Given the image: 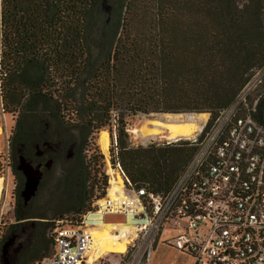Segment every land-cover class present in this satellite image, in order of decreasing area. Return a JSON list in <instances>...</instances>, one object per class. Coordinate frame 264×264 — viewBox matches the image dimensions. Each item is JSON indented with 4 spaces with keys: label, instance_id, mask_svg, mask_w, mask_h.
Wrapping results in <instances>:
<instances>
[{
    "label": "trees",
    "instance_id": "trees-1",
    "mask_svg": "<svg viewBox=\"0 0 264 264\" xmlns=\"http://www.w3.org/2000/svg\"><path fill=\"white\" fill-rule=\"evenodd\" d=\"M118 1L110 20L100 22L98 0H0V109L15 114L10 155L41 139L76 150L36 207L24 211L36 219L35 235L20 247L17 264L49 256L54 221L77 224L104 195L107 177L92 174L88 156L102 128L113 134L111 167L119 164L137 187L166 192L194 148L134 146L129 120L139 113H210L211 121L264 60V0H155L141 25L136 1ZM255 118L264 125V96Z\"/></svg>",
    "mask_w": 264,
    "mask_h": 264
},
{
    "label": "built area",
    "instance_id": "built-area-1",
    "mask_svg": "<svg viewBox=\"0 0 264 264\" xmlns=\"http://www.w3.org/2000/svg\"><path fill=\"white\" fill-rule=\"evenodd\" d=\"M263 81L264 63L250 70L213 120L208 113L202 129L187 140L194 151L166 192L131 184L115 164L119 190L109 195L106 173L104 195L93 198L77 224L54 221L50 255L30 264H154L160 247L173 249L181 264H264V125L255 118L259 98L247 106ZM6 152L8 162V142ZM90 215L130 221L122 253L90 260L95 227ZM5 226L0 217V264Z\"/></svg>",
    "mask_w": 264,
    "mask_h": 264
},
{
    "label": "rangeland",
    "instance_id": "rangeland-1",
    "mask_svg": "<svg viewBox=\"0 0 264 264\" xmlns=\"http://www.w3.org/2000/svg\"><path fill=\"white\" fill-rule=\"evenodd\" d=\"M135 10H134V20L136 23H139L141 25L146 16L150 15L152 11H154V3L155 0H135ZM119 5L118 0H98L97 2V11L96 16L99 18L100 22H108L110 20V17L112 16V11L116 10ZM96 17V20L98 19ZM99 25V22L97 23ZM94 29L96 30V26H94ZM264 63V60L253 66V68H257L261 66ZM250 69V70H251ZM249 70V72H250ZM264 96V81L262 84L257 86L248 96L247 98V106H251V104L258 98ZM116 113V112H115ZM152 114V113H151ZM180 114H191V113H180ZM208 114V113H207ZM149 118L148 114H137L132 119L129 120V124L126 126V132L129 136V140L134 146H148L150 144H162V143H174L170 142L166 138V134L161 133L153 139L148 140V142H142L141 139L132 133V129L134 127H138L142 124L143 120ZM114 122L112 121V130ZM15 125V114L9 113V112H1L0 111V179H1V189H0V217L3 219V221L6 223L5 226V234L8 232L6 239L9 241L11 236L9 234L10 226H12V223L14 222V211L12 208V200L10 198L11 196V190L13 188V181L11 179V176L9 173H7V154L6 152V143L8 142L10 133L12 132V129ZM112 137L109 132V127L102 128L94 137L92 140L94 142V145L91 147L92 149L89 151L88 156H92L93 161L92 162V174L96 170L99 173H101V176H98L100 180H102V176H106V172L108 175H111L110 178V186L109 189V195H112L116 190H119V187L122 185V180L119 176H117L110 166V158L111 153L110 149L114 146L112 143ZM178 143H185L188 142L187 140H178L175 141ZM94 149V151H93ZM96 150V151H95ZM100 154L103 156V159L99 158ZM94 156L96 159H94ZM10 206V207H9ZM98 218L97 216L90 215V218ZM99 226H105L107 228H113V227H121V228H130L128 225L123 226L122 224H130L129 220H123L121 217H107L106 219H99ZM95 226L93 229L100 230L101 227ZM35 228L34 223H29L27 225H21L17 226V232L18 237L15 239V242L10 243V245L6 249V258L9 259L10 253H12V250L17 247V243L21 246L24 245H30L33 242L34 238V232L33 229ZM91 232L93 230H90ZM10 237V238H9ZM9 238V239H8ZM104 255V253L102 254ZM174 252L167 251V250H160L158 253V257L156 258L154 264H181L179 261L176 262L173 259ZM162 257H164L162 261Z\"/></svg>",
    "mask_w": 264,
    "mask_h": 264
},
{
    "label": "flooded vegetation",
    "instance_id": "flooded-vegetation-1",
    "mask_svg": "<svg viewBox=\"0 0 264 264\" xmlns=\"http://www.w3.org/2000/svg\"><path fill=\"white\" fill-rule=\"evenodd\" d=\"M75 154L76 150L73 147V144L68 142L65 144L59 142L53 143L46 139L29 141L23 145L21 149H17L13 155H10L9 153L7 173H9L13 181V188L10 196L14 211V222L12 223V226L17 227L27 225L36 221L35 218L28 217L29 215H26V212L24 211L36 207V201L45 196V190L42 189L46 187L49 189V186H53L55 181L54 178L61 176L60 174L63 167L67 169L70 166ZM20 158H22L24 164L31 169L34 174L33 176H37L38 178L37 188L28 198L22 195L26 178L22 171L18 169ZM16 211L23 212L20 214L21 216L16 217ZM17 237L18 232L13 231L11 238L9 237L10 240L2 242L1 250L3 244L6 243L7 249L10 243L15 242ZM18 243L17 247H15L12 250V253H10L9 259H7V264H17V253L20 249V244Z\"/></svg>",
    "mask_w": 264,
    "mask_h": 264
},
{
    "label": "bare ground",
    "instance_id": "bare-ground-1",
    "mask_svg": "<svg viewBox=\"0 0 264 264\" xmlns=\"http://www.w3.org/2000/svg\"><path fill=\"white\" fill-rule=\"evenodd\" d=\"M149 118L143 120L142 124L132 129V133L137 135L142 142H148L153 137L164 133L170 142L188 140L197 134L206 123L208 119L207 113H191V114H150ZM1 189V179H0ZM90 221L95 226H99V221H94L92 217ZM123 226L130 224H122ZM101 227L100 230L92 229L94 234V242L90 260L96 258L98 255H108L112 253H122L124 251L125 242L122 241L126 237V232L130 228Z\"/></svg>",
    "mask_w": 264,
    "mask_h": 264
},
{
    "label": "water",
    "instance_id": "water-1",
    "mask_svg": "<svg viewBox=\"0 0 264 264\" xmlns=\"http://www.w3.org/2000/svg\"><path fill=\"white\" fill-rule=\"evenodd\" d=\"M159 114H165V113H159ZM171 114H178V113H171ZM19 163L20 164H19L18 169L22 171L23 175L26 178L22 195L28 198L36 190L37 185H38V178L37 176H33L34 174L32 173L31 169L24 164L22 158H20ZM6 246H7L6 243L3 244L2 250H1V263L2 264H7Z\"/></svg>",
    "mask_w": 264,
    "mask_h": 264
},
{
    "label": "crops",
    "instance_id": "crops-1",
    "mask_svg": "<svg viewBox=\"0 0 264 264\" xmlns=\"http://www.w3.org/2000/svg\"><path fill=\"white\" fill-rule=\"evenodd\" d=\"M160 250H167V251H172V252H174L173 259H174V261H176V262H178V259H179V260L181 259V256H179V255H178L173 249L165 248V247H160V248H158V249L156 250V252H155L154 262H155L156 258L158 257V253H159ZM162 258L164 259V257H162ZM163 259H162V261H163Z\"/></svg>",
    "mask_w": 264,
    "mask_h": 264
}]
</instances>
